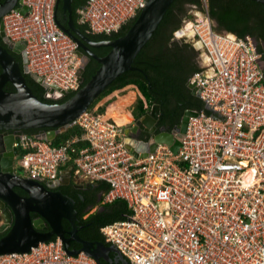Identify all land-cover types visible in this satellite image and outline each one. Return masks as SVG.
Returning a JSON list of instances; mask_svg holds the SVG:
<instances>
[{
    "label": "built area",
    "instance_id": "1",
    "mask_svg": "<svg viewBox=\"0 0 264 264\" xmlns=\"http://www.w3.org/2000/svg\"><path fill=\"white\" fill-rule=\"evenodd\" d=\"M147 1L85 0L76 14L88 33L109 35L137 18ZM56 3L20 0L1 17L9 42L24 43L27 74L40 80L44 95L81 85L83 58L56 22ZM202 7L174 32L178 39L191 34L207 64L188 79L204 109L189 118L176 154L158 144L136 156L125 144L128 126L88 110L70 124L81 135L58 147L41 135L20 133L13 142L25 177L56 181L71 161L74 178L107 184L103 203L126 202L129 217L100 229L126 264H264L263 61L250 36L215 30L206 0ZM0 264L98 263L85 252L69 254L56 237L0 255Z\"/></svg>",
    "mask_w": 264,
    "mask_h": 264
},
{
    "label": "water",
    "instance_id": "2",
    "mask_svg": "<svg viewBox=\"0 0 264 264\" xmlns=\"http://www.w3.org/2000/svg\"><path fill=\"white\" fill-rule=\"evenodd\" d=\"M252 1L264 6V0ZM18 2L20 0H4L0 4V18L15 8ZM60 2L63 3V9L70 14L71 0H57L56 12ZM173 2L174 0H148L145 8L124 36L97 44L90 43L89 39L75 27L71 16H69L67 26L61 25L56 19L57 24L76 41L79 49L93 57L100 65L90 80L63 103H47L39 100L26 84L23 76L24 73H27L23 42L14 44L12 48L8 49L0 45V128L54 129L42 135L46 141H51L56 134L66 131L72 121L86 112L93 101L122 73L137 70L133 66L135 58L151 38ZM22 11L25 12L26 9ZM0 35L4 37L2 24H0ZM89 45L110 47V51L104 57H98L91 52ZM9 51L21 53L22 68ZM82 51L79 50L78 53L82 55ZM262 68L264 71V62ZM33 79L36 80L37 78L33 76ZM36 81L41 84L39 79ZM78 81L83 82L82 69H80ZM6 83H10L15 91H5ZM186 86L192 95L197 96L193 84L187 82ZM69 93L44 95V98L58 101ZM153 109V112L147 113L139 119L140 127L134 125L125 129L126 146L136 156L139 155L140 157L153 153L158 144L170 146L171 151L176 154L181 146L189 118L196 117L198 113L194 110H185L175 129L156 132L155 123L158 120L159 106L154 105ZM138 128L149 135L146 140L136 137ZM5 141L7 149H13L14 138L9 136ZM4 157L0 163V213L3 217L0 233L7 226H10V229L0 237V255L28 252L31 247L47 242L52 236H55L62 240L69 254L76 255L79 252H85L92 256L98 264H102V259L111 261L109 253H113L116 263L126 264L114 247L102 242L83 240L77 236L76 212L74 202L71 199L60 192H48L43 183H40L41 180H31L18 176L13 170L12 156L6 164ZM71 172L72 166L64 173L66 180L70 179ZM57 185L53 182L49 187L55 188ZM13 187L20 188L28 197H20L14 192ZM31 212L37 213L38 218L33 220L30 216ZM62 219H66L70 223L71 229L69 231H65L62 227ZM45 222L50 231L46 230ZM65 234L68 235V238L65 237ZM71 241L77 242L81 247L70 249L69 243Z\"/></svg>",
    "mask_w": 264,
    "mask_h": 264
},
{
    "label": "trees",
    "instance_id": "3",
    "mask_svg": "<svg viewBox=\"0 0 264 264\" xmlns=\"http://www.w3.org/2000/svg\"><path fill=\"white\" fill-rule=\"evenodd\" d=\"M206 2L209 19L211 21L215 20L219 26L218 28L214 27L215 30L229 32L237 37L250 36L257 43V51L264 62V6L252 0H206ZM84 3L85 0H81L72 4L74 24L81 33L96 41L114 40L124 36L136 20V18L131 20L118 33L109 35L90 34L87 31V26L78 22L76 14V10ZM202 6L203 0H174L151 38L135 58L133 66L137 70L122 73L93 101L88 108V112L107 121L122 125L121 122L113 120L105 114L116 103L119 95L129 89L136 95L137 100L132 114H127L125 126L139 121L153 109L154 104L160 107L162 115L159 120L160 123L169 127L180 123L185 110H203V102L192 95L186 86L188 79L200 70L196 60L197 52L191 44L174 38V32L183 25L185 19L189 18L186 15L187 10L196 8L202 11ZM109 51L110 47H106L99 52V55L104 57ZM93 63L92 67L86 68L80 88L90 80L99 68L98 63ZM23 76L33 94L43 102L63 103L75 93H69L58 101L47 100L44 98V89L28 75L23 74ZM4 90L15 91L10 83L4 86ZM206 114H210V112L206 111ZM51 130L54 129H25L23 132L29 135H39ZM80 135L81 130L79 127L69 126L66 131L56 134L49 141V144L58 147L72 137ZM76 146L78 148L83 147L84 143H79ZM21 153L19 152V155ZM71 165L72 162L69 161L63 168L68 169ZM107 191L108 186L106 183L95 182L87 184L86 189L80 191L79 194L83 196V201H80L79 196L75 197L77 203L75 207L78 211L77 228H82L84 231L82 233L84 240L106 244L100 233L101 227L117 220H124L130 215L127 204L122 199L103 203L104 194ZM100 192L103 194L99 198L98 194ZM95 207H99L101 210L95 211L85 218L83 217L88 212L87 208L93 209ZM55 238V236H52L51 240H55ZM76 246L81 247L79 244ZM109 256L111 261L101 263L120 264L114 261L113 253Z\"/></svg>",
    "mask_w": 264,
    "mask_h": 264
},
{
    "label": "flooded vegetation",
    "instance_id": "4",
    "mask_svg": "<svg viewBox=\"0 0 264 264\" xmlns=\"http://www.w3.org/2000/svg\"><path fill=\"white\" fill-rule=\"evenodd\" d=\"M3 1L4 0H0V4H2L3 3ZM81 0H71V7H72V4L73 3H76V2H80ZM63 3L62 2H60L59 3V6H58V9H57V12H56V19L59 21V23L61 24V25H63V26H67V24H68V20H69V16H71V18H72V20H73V13H72V10H71V13L69 14L68 13V11H66V10H64L63 9ZM71 9V8H70ZM73 22H74V20H73ZM212 23H213V26L215 27V28H218L219 26H218V24H217V22L215 21V20H213L212 21ZM0 24H2V18H0ZM75 25V24H74ZM2 30H3V24H2ZM3 33H4V31H3ZM87 37V36H86ZM88 39H89V42L90 43H93V44H97V43H100V42H102V41H96V40H93V39H91V38H89V37H87ZM175 39H177L176 37H174ZM0 43L2 44H0L3 48H12V45L13 44H11L10 42H9V40L5 37V34H4V37H1V35H0ZM89 47V49L91 50V52H93V54H95L96 56H98V57H101L100 55H99V52L102 50V49H105L106 47H104V46H99V47H97V46H88ZM80 51H82L81 49H79ZM9 53L14 57V59L21 65V68L23 67L22 66V55H21V53H13L12 51H9ZM82 67H81V69H82V78H83V80H84V73H86L85 72V70H86V68H89V67H92L93 65H94V63L93 62H96L97 63V61L93 58V57H90V56H88L87 54H85L83 51H82ZM24 74H26V75H28L30 78H32L33 79V77H31L29 74H27V73H24ZM33 81H35V83L36 84H38L39 86H41L35 79H33ZM7 84V83H6ZM5 84V85H6ZM42 87V86H41ZM154 105H157V104H154ZM153 105V106H154ZM159 106V105H158ZM154 111V109H152L150 112H153ZM149 112V113H150ZM162 117V115H161V112H160V107H159V115H158V120H157V122L155 123V125H156V132H158V131H171V130H173V129H175L177 126H178V124H174L173 126H171V127H169L168 125H162L161 123H160V118ZM182 118V117H181ZM181 121V120H180ZM134 125H137L138 127H140V124H139V122L137 121V122H134V123H132V124H129V126H128V128H131V127H133ZM23 130H25V129H4V128H0V163L2 162V158L4 157V155H5V157H4V163L6 164L7 163V161L8 160H10L11 159V157L10 156H12V165H13V170H14V173L15 174H17L18 176H20V177H25L23 174L21 175V174H18L17 173V171L14 169V166H15V163H16V161H18V156H19V150L16 148V147H14L13 146V144H12V148L13 149H7V143H6V141H5V139L6 138H8L9 136H12L13 138H14V140H15V136L16 135H18V134H20V133H22V134H26V133H24L23 132ZM27 130V129H26ZM46 133V132H45ZM45 133H40L39 135H44ZM38 135V134H37ZM136 137L137 138H139V139H147L148 137H149V135H147L143 130H141L140 128H138V131L136 132ZM14 142V141H13ZM11 154V155H10ZM8 155H10V156H8ZM25 178H27V177H25ZM27 179H29V178H27ZM53 182H55L56 184H58L55 188H51V187H49L50 186V184H52ZM40 183H43V186H44V188L48 191V192H51V193H53V192H60V193H62L64 196H66V197H68L69 199H71L73 202H74V209H75V212H76V220H75V225H76V227H77V223H76V221H77V214H78V211L76 210V205H77V203L75 202V197L76 196H79V198H80V201H83L84 200V198H83V196H81V194H79L80 193V191H82V190H85L86 189V183H79V181L78 182H76L75 181V179H74V177L71 175L70 176V179H65L64 178V176H62L61 178H59V179H57L56 181H41ZM13 190H14V192L15 193H17L20 197H22V198H27L28 197V195L23 191V190H21L20 188H18V187H13ZM40 196H42V194L40 193ZM98 197H99V194H98ZM39 209L41 210V208L39 207ZM88 209V208H87ZM91 209L92 208H89L88 209V214L86 213L83 217L85 218V217H87V215H89L91 212ZM30 216H31V218L34 220V219H37L38 218V214L37 213H35V212H31L30 213ZM3 223V217H2V215H1V213H0V225ZM46 223V222H45ZM46 225H47V231H50V229H49V227H48V224L46 223ZM61 225H62V227L64 228V230L65 231H69L71 228H70V223L66 220V219H62L61 220ZM10 229V226H7V228L3 231V232H1L0 233V237H2L3 235H5L6 233H7V231ZM47 231H45V232H47ZM82 233H84V231L82 230V228L81 229H78L77 228V236L79 237V238H81V239H83V235H82ZM65 237L66 238H68V235L67 234H65ZM52 238V237H51ZM84 240V239H83ZM91 242V241H90ZM78 243L77 242H75V241H71L70 243H69V248L71 249V248H79V247H77L76 245H77ZM111 253H109V255H110ZM101 262H105V260L104 259H102L101 260Z\"/></svg>",
    "mask_w": 264,
    "mask_h": 264
},
{
    "label": "rangeland",
    "instance_id": "5",
    "mask_svg": "<svg viewBox=\"0 0 264 264\" xmlns=\"http://www.w3.org/2000/svg\"><path fill=\"white\" fill-rule=\"evenodd\" d=\"M201 11L199 9H194V8H190L187 10L186 15L189 17H195L197 15H200ZM223 32V31H220ZM188 37L184 38V39H179V40H183L184 42H187L189 44L192 45L193 39L191 38V34H187ZM194 47H198L197 44L194 43ZM193 47V46H192ZM193 47V48H194ZM196 60H197V65L199 67V69H205L207 64H206V57L201 53L200 50L197 51V56H196ZM118 100L116 101V103L109 108V110L106 112L105 116L116 120L118 122H121L123 126L126 125L127 123V114H132V111L134 109V106L136 104V100L137 97L136 95L132 92L131 89L127 90L126 92H124L123 94H120L119 97L117 98ZM14 169L17 171L18 174H23L22 171L20 170L19 166H18V161H16ZM76 182H78L79 180L74 178ZM79 183H83L82 180L79 181ZM96 209L93 208L91 209L90 212H93Z\"/></svg>",
    "mask_w": 264,
    "mask_h": 264
},
{
    "label": "crops",
    "instance_id": "6",
    "mask_svg": "<svg viewBox=\"0 0 264 264\" xmlns=\"http://www.w3.org/2000/svg\"><path fill=\"white\" fill-rule=\"evenodd\" d=\"M69 168H70V167H69ZM69 168H68V169H69ZM68 169H64V168H62V173H63L62 176H65L64 173H66V171H67ZM84 183H86V185H87V184H91L90 182H87V181H85ZM102 194H103L102 192L99 193V198H100V196H101ZM98 210L100 211L101 208L96 207V209H95L93 212H91V213H94L95 211H98ZM91 213H90V214H91Z\"/></svg>",
    "mask_w": 264,
    "mask_h": 264
},
{
    "label": "bare ground",
    "instance_id": "7",
    "mask_svg": "<svg viewBox=\"0 0 264 264\" xmlns=\"http://www.w3.org/2000/svg\"><path fill=\"white\" fill-rule=\"evenodd\" d=\"M211 21V20H210ZM211 23H212V21H211ZM212 26H213V23H212ZM213 28H214V26H213ZM215 29V28H214ZM175 37V36H174ZM178 39V38H177ZM179 40V39H178ZM198 45V47L200 46L199 44H197ZM197 47V48H198ZM194 49H196V47H194ZM207 73H210V71H208Z\"/></svg>",
    "mask_w": 264,
    "mask_h": 264
},
{
    "label": "clouds",
    "instance_id": "8",
    "mask_svg": "<svg viewBox=\"0 0 264 264\" xmlns=\"http://www.w3.org/2000/svg\"><path fill=\"white\" fill-rule=\"evenodd\" d=\"M71 175H72V172H71ZM73 176V175H72Z\"/></svg>",
    "mask_w": 264,
    "mask_h": 264
}]
</instances>
